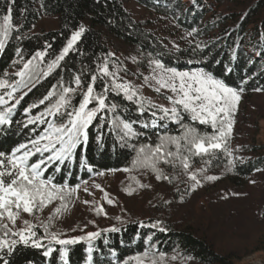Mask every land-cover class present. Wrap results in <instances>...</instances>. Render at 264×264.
I'll list each match as a JSON object with an SVG mask.
<instances>
[{"label": "trees", "instance_id": "16d2710c", "mask_svg": "<svg viewBox=\"0 0 264 264\" xmlns=\"http://www.w3.org/2000/svg\"><path fill=\"white\" fill-rule=\"evenodd\" d=\"M129 1L171 20L177 29L188 35L185 45L176 50L168 48L163 39L149 30L147 22L133 19L122 0H0V25L9 7L14 25L4 48L0 49V79L16 83L21 79L16 73L22 70L23 64L38 51L46 53L42 61H33L28 87L22 86L3 106L10 107L15 99L23 97L13 109V123L0 126V152L10 154L22 143L31 147L29 141L47 128V123H27L49 106V101L45 104L39 101L49 91L59 93L60 85L76 87V76H80L82 82V87L72 96V103L76 106L92 75L98 76L95 88L99 93L103 92L104 85L111 87L114 81L122 83L124 79H140L144 74L154 72L155 65L151 61L157 59L177 71L202 69L211 72L245 95L264 94V0H193L190 7L182 4L183 0ZM202 3L208 8L199 9ZM43 16L56 17L57 29L33 32ZM81 25L85 28L81 39L58 67L44 76L48 65L59 56L72 32ZM105 62L115 77L103 76L99 71ZM24 79L28 80V76ZM6 91L10 89H0V94ZM106 96V103L115 104L117 108L100 113L89 128L88 144L78 148L70 161L58 164L60 171L55 170L56 166H50L45 173V178L53 177V183H66L74 188L99 175L127 168L130 171H125L129 174L124 180L125 188L145 196L140 208L143 213L133 215L127 212L116 225L106 228L115 227L119 229L117 232L100 230L101 236L93 241L92 264H124L125 261L135 264L129 258L145 251L150 252L157 264H231L228 257L217 253L206 238L200 236L196 229L185 226L182 219H175V215L177 209L191 198H200L199 195L210 190L215 189V192L211 194L209 203L217 201L225 192L233 195L231 187L239 188L243 180L255 173H264V154L257 156L255 153L259 149L253 146L249 149L255 154L251 158L232 157L223 151H216L214 156L192 157L189 171L196 172L200 180L195 190L192 188L194 181L185 174L179 161L175 167L158 163L157 167L168 177L158 180L150 168H133L132 162L142 146L154 147L161 143L163 136L180 135L183 132L181 124L167 118L159 119L162 113L157 108H149L145 97V111L141 114L136 97L129 101L122 91L119 94L109 91ZM56 99L58 96L50 98L52 103ZM33 104L37 107L31 108ZM94 106L95 102L89 105ZM28 108L31 111L26 113ZM153 111L157 112L156 117L152 116ZM182 115L184 125L196 127L202 134L213 133L210 125L192 121L189 113L182 111ZM46 119L51 121L55 118ZM153 119L157 120L155 127L152 126ZM121 121L131 123L135 134L125 135ZM227 147L231 151L230 137ZM260 149L264 151V148ZM168 150L175 151V147L168 145ZM38 158V155L32 157ZM81 160L85 163L81 164ZM229 160L233 161L232 165ZM201 168L206 171L200 173ZM204 176H216L218 179L210 181ZM34 230L47 246L43 225L35 226ZM149 236L151 240H148ZM52 246L57 250L50 257H45L44 248L19 244L7 259L9 264H64L59 254L61 246ZM66 247L68 264H88L86 241ZM145 264H148L147 260Z\"/></svg>", "mask_w": 264, "mask_h": 264}, {"label": "snow or ice", "instance_id": "6c2138e0", "mask_svg": "<svg viewBox=\"0 0 264 264\" xmlns=\"http://www.w3.org/2000/svg\"><path fill=\"white\" fill-rule=\"evenodd\" d=\"M12 9H7V14L3 16V24L0 25V49L5 46V40L11 34L14 25L12 23ZM85 32L83 25L79 29L73 31L70 39H68L66 46L63 48L59 56L56 57L52 63L48 65V71L43 72L47 76L54 68L58 67L59 62L62 61L66 55L73 50L74 46L81 39ZM191 34V33H190ZM44 51L36 52L35 56L23 64L22 70L16 73L21 79L14 84H10L8 80L0 79V89H10L4 94H0V126L11 125L13 123L11 116L13 109L20 103V99H15V103L10 107H3L8 104V101L14 97V94L21 89V87H28V81L31 80L29 75L33 66L34 60H43L45 57ZM114 55V54H110ZM155 65L154 75L158 87L155 88L157 92L161 88L170 90L174 95L167 97L172 107L168 108L163 105H154L148 101L149 108H157L162 115L159 119H170L173 122L180 123L183 132L178 136H163L161 143L152 146H142L139 149L137 158L133 160V168L145 167L154 171L156 179H168L163 174L157 164L163 162L164 164H171L176 166V161H179L185 174L189 179L194 181L192 185L195 190L196 185L200 184L196 172L189 171L190 160L195 156H214L216 151H223L226 155L232 156V152L227 147L228 139L232 133L234 125V114L237 110L238 101L240 100L239 91L236 88L230 87L223 79L216 78L211 72L204 70H197L193 72L177 71L176 68L166 67L160 60L151 61ZM99 71L103 76L115 77L116 74L109 70L107 62L100 66ZM28 76V80L24 77ZM98 76L92 75L90 82L86 85V90L82 93V98L78 102V106L73 105L72 96L77 92V89L82 87L80 76L74 78L76 87L60 85V92L55 90L49 91L40 101V104H45L49 101V106L45 108L39 115L32 116L28 120V124L47 123V128L42 134L35 139L29 141L28 144L22 143L18 147L13 148L10 154L0 152V264H9L7 257L13 255L16 246L23 244L25 246L31 245L34 248H44L43 255L50 257L55 249L52 245H59L60 259L64 264H68V245H74L81 241L88 243V264H92V253L94 251L93 241L101 236V231L88 232L83 236H75L68 239H61L60 235L55 232H49L48 225L44 227V239L48 240L47 246L42 243V239L37 235L33 225L28 220H24L25 227L23 229L15 230L10 227L8 223H4L7 219L11 225H15L20 218L21 213L34 215L35 211L42 210L49 203L55 199L64 201L65 198L78 189L70 188L68 184L58 185L53 183V177L45 178V173L50 166H56L55 170L60 171L59 165L70 161L76 154L77 149L82 148L89 142V128L96 120L100 113L106 110H115L117 105L106 103V94L109 91H116L119 94L123 92L125 98L132 101L134 97L140 102L141 114L145 111L144 98L139 97L137 91L130 83H115L112 86L104 85L103 92H96L95 82ZM148 78L145 77V80ZM259 90V89H257ZM26 95V93H25ZM8 97V100L5 99ZM58 96L55 103H52L50 98ZM95 102L94 107H89ZM37 105L33 104L31 108ZM31 108L25 109L28 113ZM68 109H71L70 111ZM63 110V111H62ZM189 113L190 118L194 122L201 125H210L213 129L212 134L201 133L196 127L184 125L182 111ZM153 117L157 116V112L153 111ZM46 117H53L55 119L49 121ZM62 117H67L66 120ZM57 120L59 122H57ZM125 135L135 133L132 129V124L126 121H121ZM157 125V120H152V126ZM148 127L147 124L143 125ZM164 125H161L163 127ZM168 145H173L175 151L168 150ZM47 153V155H45ZM186 153V154H185ZM39 156L38 159L32 160V157ZM209 161H205L208 163ZM85 162L81 160V164ZM232 165L233 161L229 160ZM89 171L91 169L89 168ZM130 171V169H124ZM200 173L206 171L201 168ZM102 174V173H99ZM206 180H216V176H204ZM144 185H141L143 187ZM100 188V185H96ZM131 195V191L128 192ZM105 196L107 194L105 193ZM85 203H88L85 201ZM108 203H112L108 200ZM62 207H66L63 204ZM56 213L61 211V208H56ZM99 211H103L101 207ZM51 219V217L49 218ZM143 226V225H142ZM155 227L156 225H152ZM164 231V229H160ZM102 231L117 232L119 229L113 227L111 229H104ZM151 240V236L148 237ZM113 256L115 252L113 251ZM163 259V254H161ZM129 260L135 261V264H157V261L151 258L149 251H145L142 255L130 257ZM124 264H128L125 261Z\"/></svg>", "mask_w": 264, "mask_h": 264}, {"label": "rangeland", "instance_id": "374dc122", "mask_svg": "<svg viewBox=\"0 0 264 264\" xmlns=\"http://www.w3.org/2000/svg\"><path fill=\"white\" fill-rule=\"evenodd\" d=\"M122 1L133 19L147 22L149 30L163 39L168 48L176 50L185 45L188 35L177 29L171 20L148 12L129 0ZM182 4L190 7L194 2L183 0ZM205 7L206 4L202 3L198 8ZM57 27L56 17L43 16L34 26L33 32L52 31ZM193 71L197 70L188 72ZM153 75L154 72H150L140 79H124L121 82L130 83L152 104L171 108L167 97L174 94L164 88L157 92L155 88L158 85L152 79ZM145 77L148 79L145 80ZM239 94L241 98L230 135L232 157L251 158L255 154L262 155L264 151L260 148H264V94ZM253 146L259 149L255 154L249 151ZM128 175L125 171L99 175L79 184L77 191L64 201L57 198L42 210L35 211L34 215L21 213L14 226L7 219L4 223L15 230L25 227L24 220L35 226L48 225L49 232L59 234L61 239L83 236L88 232L114 226L127 212L133 215L143 213L140 208L145 196L125 188L124 180ZM96 185H100V188ZM231 190L234 191L233 195L224 191L222 197L220 194L217 201L212 203L209 202L215 189L202 193L200 198H191L187 204L177 209L175 219H182L185 226L196 229L217 253L228 257L231 264H264V173H255L243 180L239 188L231 187ZM129 191L131 195L128 194ZM108 200L112 203H108ZM63 204L66 207H62ZM101 207L103 211H99ZM56 208H61V211L56 213Z\"/></svg>", "mask_w": 264, "mask_h": 264}]
</instances>
